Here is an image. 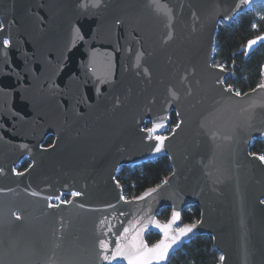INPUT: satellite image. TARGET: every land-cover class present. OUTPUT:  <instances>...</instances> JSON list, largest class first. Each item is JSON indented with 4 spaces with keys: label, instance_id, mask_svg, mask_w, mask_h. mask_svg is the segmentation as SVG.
Segmentation results:
<instances>
[{
    "label": "water",
    "instance_id": "95a60500",
    "mask_svg": "<svg viewBox=\"0 0 264 264\" xmlns=\"http://www.w3.org/2000/svg\"><path fill=\"white\" fill-rule=\"evenodd\" d=\"M92 2L0 0V264H109L117 242L151 248L162 229L179 239L152 264L201 235L220 264H264V163L249 152L264 140V87L237 96L213 63L218 26L264 0ZM160 156L171 174L125 199L119 168ZM192 206L199 221L181 226Z\"/></svg>",
    "mask_w": 264,
    "mask_h": 264
},
{
    "label": "trees",
    "instance_id": "16d2710c",
    "mask_svg": "<svg viewBox=\"0 0 264 264\" xmlns=\"http://www.w3.org/2000/svg\"><path fill=\"white\" fill-rule=\"evenodd\" d=\"M252 7L256 10H248L238 15L229 26L223 24L218 26L213 51V63L229 73L225 85L240 95L257 88L264 76V41L247 50L249 41L264 35V5ZM176 124L175 114L171 113L165 133L169 134ZM249 152L264 156V140L252 141ZM171 172L169 159L160 156L139 165L121 166L115 179L122 189L123 197L129 200L145 190L156 187ZM170 214L171 210L164 208L158 213L157 218L166 222ZM199 219V209L195 206L188 207L181 213L180 225H191L197 223ZM145 240L148 245H153L159 240V235L148 233ZM167 264H220V254L214 248L210 236H195L174 252Z\"/></svg>",
    "mask_w": 264,
    "mask_h": 264
},
{
    "label": "snow or ice",
    "instance_id": "6c2138e0",
    "mask_svg": "<svg viewBox=\"0 0 264 264\" xmlns=\"http://www.w3.org/2000/svg\"><path fill=\"white\" fill-rule=\"evenodd\" d=\"M242 3H250V0H242ZM100 4V0H93L91 3V7H98ZM82 7H87V5H82ZM167 14V13H165ZM0 28H3V25H0ZM258 40L264 39V37H258ZM256 40H251L248 42V47L251 48L252 45L256 44ZM4 47H7L9 45V41L5 39L3 41ZM258 87H264V85H258ZM237 96L240 95L239 92L235 93ZM163 127V124H157L153 129H149L148 132L152 133L155 131L156 128ZM179 127V125H177ZM158 140H163V137H157ZM159 150V148H157ZM261 161H264V156L259 157ZM2 171V170H0ZM35 195V193H33ZM73 195H79V193H73ZM264 203V201H262ZM179 217L178 212H173V221ZM17 219H20V217H17ZM195 225H192L190 227L179 229L180 235H184L187 232H190L192 228H194ZM128 229H125V232H127ZM162 231L165 232V240L159 241L157 244L153 245L151 248H148L147 245L141 244L140 248L133 252V253H126L123 250L120 249V244L117 242L116 244V250L112 252L111 258L108 255H103L104 260H108L109 264H111V260L115 259L117 255H120L128 260V264H152L153 260L156 261H162L167 258L168 255V249L172 247L173 244L177 242L179 239L178 236H172L168 237L167 231L165 229H162ZM100 246L102 249H104V252L107 253L108 251V244H106L104 241L100 242ZM221 260L224 259L223 256L220 257Z\"/></svg>",
    "mask_w": 264,
    "mask_h": 264
},
{
    "label": "flooded vegetation",
    "instance_id": "af4514ba",
    "mask_svg": "<svg viewBox=\"0 0 264 264\" xmlns=\"http://www.w3.org/2000/svg\"><path fill=\"white\" fill-rule=\"evenodd\" d=\"M54 138L52 136H47L43 143L41 144L42 148H47L50 147L53 144ZM31 162L28 159L27 156L22 157L19 162L16 164V166L14 167V172L15 173H22L24 171H26L28 169V167L30 166ZM72 195L70 194H66V193H61L59 200L60 202H64L67 203Z\"/></svg>",
    "mask_w": 264,
    "mask_h": 264
},
{
    "label": "rangeland",
    "instance_id": "374dc122",
    "mask_svg": "<svg viewBox=\"0 0 264 264\" xmlns=\"http://www.w3.org/2000/svg\"><path fill=\"white\" fill-rule=\"evenodd\" d=\"M248 10H250V11H255L256 8L250 7ZM260 37H264V35H262V36H260ZM253 40H256V41H257L256 44L252 45L251 48H249V47H248V44H247V50H251V49L254 48V47H255L260 41H264V39H260V40H258L257 38H255V39H253Z\"/></svg>",
    "mask_w": 264,
    "mask_h": 264
},
{
    "label": "built area",
    "instance_id": "2783aa9c",
    "mask_svg": "<svg viewBox=\"0 0 264 264\" xmlns=\"http://www.w3.org/2000/svg\"><path fill=\"white\" fill-rule=\"evenodd\" d=\"M263 78H264V76H263ZM263 81V80H262ZM258 157H261V156H258ZM263 163H264V161H262Z\"/></svg>",
    "mask_w": 264,
    "mask_h": 264
}]
</instances>
